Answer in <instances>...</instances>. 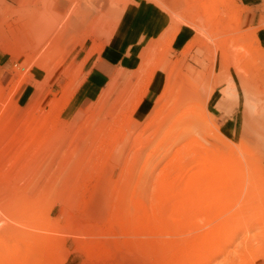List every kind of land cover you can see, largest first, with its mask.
<instances>
[{"label":"rangeland","instance_id":"rangeland-1","mask_svg":"<svg viewBox=\"0 0 264 264\" xmlns=\"http://www.w3.org/2000/svg\"><path fill=\"white\" fill-rule=\"evenodd\" d=\"M185 1L83 98L127 0H0V264H264V0ZM185 23L208 52L172 54Z\"/></svg>","mask_w":264,"mask_h":264},{"label":"crops","instance_id":"crops-1","mask_svg":"<svg viewBox=\"0 0 264 264\" xmlns=\"http://www.w3.org/2000/svg\"><path fill=\"white\" fill-rule=\"evenodd\" d=\"M56 1L57 6L65 9L70 0ZM255 2L256 0H240L237 3L252 7L256 5ZM185 4V0H127V5L119 15L118 23L108 38L102 54L94 55L85 66L78 96L83 98L97 96L99 91L111 82L118 69H130L137 66L143 49L151 41L158 40L173 30L172 14L179 11L184 14ZM257 17L256 12L249 11L243 15V22L246 26H251ZM262 35L264 36V31ZM185 50H189L190 55L210 50V45L202 42L191 25L187 23L181 24L171 38L172 54H181ZM223 73L221 67L213 80L224 81L226 78L222 76ZM218 91L220 88L216 86L209 100V108L213 114L219 111L216 108L217 100H215ZM28 92V89L22 92L21 100L31 96ZM158 95L159 90L156 85L153 86L150 83L140 104L139 114L147 113L152 101ZM231 126L233 128L234 124L232 123Z\"/></svg>","mask_w":264,"mask_h":264},{"label":"bare ground","instance_id":"bare-ground-1","mask_svg":"<svg viewBox=\"0 0 264 264\" xmlns=\"http://www.w3.org/2000/svg\"><path fill=\"white\" fill-rule=\"evenodd\" d=\"M54 14V13H53ZM54 16H56V17H58V14L56 15V13L54 14ZM51 17H52V15L51 14H47V15H45V16H42V17H40V15H38L37 14V16L35 17V19L33 20V22H34V26L33 27H35V29H34V39H33V41H34V43H39V41L43 38V35L46 33V32H48L51 28H52V25H54V23H55V20L54 21H52V24L51 23H49L50 21H51ZM55 17V18H56ZM53 19V18H52ZM239 71V70H238ZM241 73V72H240ZM237 74H239V73H237ZM242 74V73H241ZM241 74H239V75H241ZM243 75V74H242ZM243 76H241L240 78H242ZM245 77V76H244ZM242 79H244V78H242ZM243 82V81H242ZM249 85V84H248ZM246 87H247V85H246ZM251 87V86H250ZM250 87H247V88H250ZM257 87V86H256ZM255 87V88H256ZM258 88V87H257ZM256 88V89H257ZM258 90V89H257ZM188 119V118H187ZM185 120V119H184ZM189 121H192V120H190V117H189V119H188ZM195 121V120H194ZM263 121H264V119H263ZM186 122V121H185ZM184 123V122H183ZM186 124H187V122H186ZM194 124H195V122H194ZM178 138H179V136H178ZM177 139V138H176ZM149 156V155H148ZM146 160H147V158H146ZM138 161V160H137ZM141 169V168H140ZM143 170H144V168H143ZM143 170H141V172L143 171ZM140 173V172H139ZM138 173V174H139Z\"/></svg>","mask_w":264,"mask_h":264}]
</instances>
